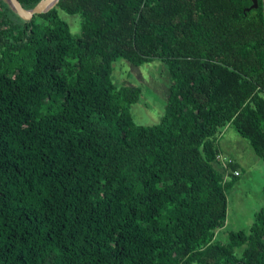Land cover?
<instances>
[{
    "label": "trees",
    "instance_id": "trees-1",
    "mask_svg": "<svg viewBox=\"0 0 264 264\" xmlns=\"http://www.w3.org/2000/svg\"><path fill=\"white\" fill-rule=\"evenodd\" d=\"M251 3L58 0L24 19L0 0V264H264V206L215 238L239 175L232 158L228 177L216 167L222 129L264 163V11ZM152 58L167 103L136 126L141 88L115 85L113 62Z\"/></svg>",
    "mask_w": 264,
    "mask_h": 264
},
{
    "label": "rangeland",
    "instance_id": "rangeland-1",
    "mask_svg": "<svg viewBox=\"0 0 264 264\" xmlns=\"http://www.w3.org/2000/svg\"><path fill=\"white\" fill-rule=\"evenodd\" d=\"M66 18L76 28V18ZM112 78L117 86L134 85L141 88L139 100L129 106L136 126L152 125L159 121L167 103L170 84L163 61L152 58L133 65L125 59H117L113 62ZM217 145L221 156L225 159L232 157L239 169V175L226 192L225 224L215 231L216 240L224 242L230 231L247 229L253 221L254 213L264 206V163L248 140L239 135L230 124L222 129ZM216 167L218 170L224 169L220 163ZM223 172L226 178L227 175Z\"/></svg>",
    "mask_w": 264,
    "mask_h": 264
},
{
    "label": "water",
    "instance_id": "water-1",
    "mask_svg": "<svg viewBox=\"0 0 264 264\" xmlns=\"http://www.w3.org/2000/svg\"><path fill=\"white\" fill-rule=\"evenodd\" d=\"M10 7L22 18L31 19L34 14H38L47 11L49 8L54 6L58 0H39L34 7L24 8L19 0H6ZM263 11H264V0H262ZM257 6V0H252V3L246 10Z\"/></svg>",
    "mask_w": 264,
    "mask_h": 264
},
{
    "label": "built area",
    "instance_id": "built-area-1",
    "mask_svg": "<svg viewBox=\"0 0 264 264\" xmlns=\"http://www.w3.org/2000/svg\"><path fill=\"white\" fill-rule=\"evenodd\" d=\"M219 158L221 159V163H222V166L224 167V170H225V175H227L228 173V163L231 162V160L229 158H224L222 156L219 155ZM233 173L235 175H238L239 174V171L238 170H234Z\"/></svg>",
    "mask_w": 264,
    "mask_h": 264
},
{
    "label": "crops",
    "instance_id": "crops-1",
    "mask_svg": "<svg viewBox=\"0 0 264 264\" xmlns=\"http://www.w3.org/2000/svg\"><path fill=\"white\" fill-rule=\"evenodd\" d=\"M232 158V157H231ZM233 159V158H232ZM239 170V169H238Z\"/></svg>",
    "mask_w": 264,
    "mask_h": 264
}]
</instances>
